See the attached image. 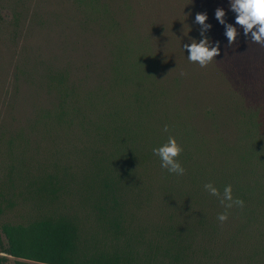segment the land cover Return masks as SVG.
Segmentation results:
<instances>
[{
  "label": "rangeland",
  "instance_id": "374dc122",
  "mask_svg": "<svg viewBox=\"0 0 264 264\" xmlns=\"http://www.w3.org/2000/svg\"><path fill=\"white\" fill-rule=\"evenodd\" d=\"M113 1V10H119L122 0ZM127 1L125 10L114 16L125 40L148 41L152 53L163 51L182 61L165 79L183 73V88L190 97L180 89L169 104L171 111L178 108L186 114L195 108L202 113L195 120L202 132L198 134L204 137L195 143L203 151L198 159L210 167H237V156L227 150L235 143L237 131L233 127L215 131L202 118L203 111L216 107L264 110V45L253 44L250 34H243L229 0ZM87 7L89 1L79 6L74 0H0V236L4 240L5 226L26 225L51 212L89 220L91 207L82 197L92 176L96 146L91 130L86 133L78 126V118L58 126L53 115L59 109L58 97L48 79L51 74L70 76L67 87L77 97L76 106L71 107L82 118H95L105 111L101 103L88 97L100 84H107L108 42L117 39H109L95 21L82 31V20L90 19ZM217 9H223L226 23L237 28L239 35L232 45L225 37V26L215 18ZM198 13L207 14L211 28L204 36L213 45L218 42L221 51L206 67L190 62L183 49L193 39H201V26L195 23ZM159 168L152 159L140 177H135L137 189L128 202L140 226L150 230L173 211L167 209L166 200L179 204L193 199L203 209L191 215L204 216L219 232L234 231L235 222L229 215L224 222L218 220L220 214L233 210L221 203L223 195L213 196L205 187H193L184 178L173 179V173ZM54 177L61 190L55 196L43 194L42 184ZM185 218L177 217L178 221ZM244 252L241 249V255ZM7 264L17 262L9 258Z\"/></svg>",
  "mask_w": 264,
  "mask_h": 264
},
{
  "label": "trees",
  "instance_id": "16d2710c",
  "mask_svg": "<svg viewBox=\"0 0 264 264\" xmlns=\"http://www.w3.org/2000/svg\"><path fill=\"white\" fill-rule=\"evenodd\" d=\"M74 1L79 6L90 2L86 8L90 19L80 23L83 32L95 21L109 39H117L108 42L110 78L88 97L103 105L105 111L99 116L82 118L71 107L76 106L77 97L68 90L67 73L48 76L58 97L59 109L53 114L58 126L78 118V126L86 133L91 130L96 146L92 176L82 197L91 207L89 220L51 212L26 225L5 226V240L0 236V264H7L9 258L17 264H264V110L205 109L202 118L215 131L230 127L237 131L235 143L227 150L239 161L235 168L208 166L198 159L203 151L199 142L195 144L204 140L195 122L202 113L195 108L186 114L178 108L170 110L169 100H176L180 89L190 97L183 88V73L165 79L170 69L181 65L180 57L152 53L148 41L125 40L114 16L125 10L127 0L121 1L119 10H113V0H100L102 4L99 0ZM170 136L182 148L177 159L184 169L183 175L173 173V179L184 178L197 188L212 184L221 195L231 185L233 198L244 201L243 207L234 205L227 211L235 222L232 233L219 232L202 215H191L203 209L193 199L180 201V205L166 200L167 209L173 211L150 230L138 224L128 202L137 189L135 177H140L152 159L167 170L153 150ZM58 184L57 177L49 178L40 191L55 196L61 190ZM180 215H185L184 221H178Z\"/></svg>",
  "mask_w": 264,
  "mask_h": 264
},
{
  "label": "clouds",
  "instance_id": "9594fccd",
  "mask_svg": "<svg viewBox=\"0 0 264 264\" xmlns=\"http://www.w3.org/2000/svg\"><path fill=\"white\" fill-rule=\"evenodd\" d=\"M229 3L231 10L236 14V24L243 27V34L246 37L250 34L253 44L264 45V0H229ZM225 15L226 13L223 9H217L215 12L216 20L225 26V37L229 45H232L236 42L239 33L235 26L226 23L224 19ZM207 20V14H196L195 23L201 26V39L198 42L193 39L190 44L183 46V49H186L189 53L188 60L197 63L200 67H206L216 57L221 55L219 43L217 42L213 45L204 36V32L211 28ZM165 131H167V128H165ZM153 151L159 156L163 168H166L170 173L178 175L184 174V169L177 159L182 152V148L178 145L174 137L170 136L166 143ZM205 188L211 195L220 196L219 190L212 184H206ZM225 201L229 202L225 205L229 209L234 205L239 207L244 206L243 200L233 198L231 185L224 187L221 203L224 204ZM227 219V212L218 216V220L221 222Z\"/></svg>",
  "mask_w": 264,
  "mask_h": 264
}]
</instances>
